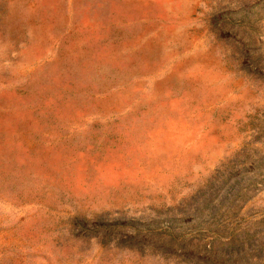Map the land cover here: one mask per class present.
I'll return each instance as SVG.
<instances>
[{
    "label": "rangeland",
    "instance_id": "374dc122",
    "mask_svg": "<svg viewBox=\"0 0 264 264\" xmlns=\"http://www.w3.org/2000/svg\"><path fill=\"white\" fill-rule=\"evenodd\" d=\"M0 264H264V0H0Z\"/></svg>",
    "mask_w": 264,
    "mask_h": 264
}]
</instances>
